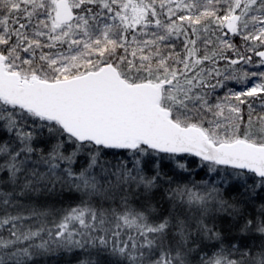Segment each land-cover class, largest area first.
<instances>
[{
    "label": "snow or ice",
    "instance_id": "6c2138e0",
    "mask_svg": "<svg viewBox=\"0 0 264 264\" xmlns=\"http://www.w3.org/2000/svg\"><path fill=\"white\" fill-rule=\"evenodd\" d=\"M0 264H264V0H0Z\"/></svg>",
    "mask_w": 264,
    "mask_h": 264
}]
</instances>
